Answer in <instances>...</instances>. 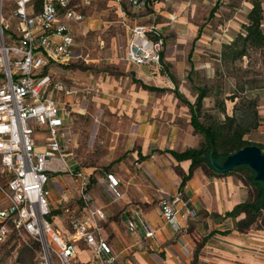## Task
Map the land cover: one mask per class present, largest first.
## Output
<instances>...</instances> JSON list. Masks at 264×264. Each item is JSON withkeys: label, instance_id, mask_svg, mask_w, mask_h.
Instances as JSON below:
<instances>
[{"label": "rangeland", "instance_id": "obj_1", "mask_svg": "<svg viewBox=\"0 0 264 264\" xmlns=\"http://www.w3.org/2000/svg\"><path fill=\"white\" fill-rule=\"evenodd\" d=\"M107 1L109 3L99 0L90 15L83 11L86 14L83 21L90 24V29L81 33L77 27L76 34L74 31L78 60L55 75L62 83L70 76L78 84L77 99L71 102L74 112L66 129L69 143L65 144V152L79 167L92 168L103 176L110 171L108 165L112 160L140 147L146 150L143 142L136 138L142 122L144 125L151 123L156 134L159 129L165 133L173 128L179 133L172 140L154 138L150 145L152 149L170 143L177 151L186 150L196 144L186 143L190 136L199 141L196 147L202 142L189 125L188 109L173 94L156 93L149 94L147 99L137 98L142 88L132 84L135 72L125 57L127 29L124 24L153 26L164 41L163 61H160V67L147 69L146 75L142 76L145 84L171 90L175 86L192 103L196 87L208 88L209 93L203 99L204 117L208 115L219 121L223 114L235 115L243 124L250 125L257 115L256 127L244 140L264 145V50H250L247 58L233 64L223 63L220 54L222 46L231 43L234 35L242 32L252 0H156L155 9L159 13L154 21L141 18L145 12L135 15L126 11L125 6L121 7L125 12L122 14L113 1ZM216 2L218 9L209 18ZM170 14L175 16L174 21L168 19ZM262 22L264 31V19ZM201 27L200 38L193 48L190 82L187 79L190 72L187 53ZM84 71H87V78L82 77ZM73 73L79 74V79L75 80ZM167 74L173 77L175 85ZM102 83L108 86L106 90ZM233 93L237 97L231 101ZM249 99L256 102L255 107L248 104ZM222 104L224 113L221 112ZM235 104H238L236 109ZM140 118L146 119L141 121ZM33 129V137L43 142L42 129L36 125ZM203 173L212 179L237 183L241 193L244 192L243 202L251 203L257 195L252 183L254 174L247 168L241 167L226 176L217 175L205 167ZM48 183L51 187L50 181ZM259 187L264 189L263 185ZM248 223L252 228L264 227V212L253 216ZM19 241L21 239L15 238L0 244V264H38L42 252L39 245L33 243L29 249L18 245Z\"/></svg>", "mask_w": 264, "mask_h": 264}, {"label": "built area", "instance_id": "obj_2", "mask_svg": "<svg viewBox=\"0 0 264 264\" xmlns=\"http://www.w3.org/2000/svg\"><path fill=\"white\" fill-rule=\"evenodd\" d=\"M111 1L121 5L123 0ZM89 4L90 0H0V244L18 238L20 246L39 245L38 264L76 263V242L90 248L91 264L117 263L102 236L99 220L105 215L93 205L89 177L83 169L70 167L65 112L55 99L59 94H74L56 79L53 69L78 60L69 24L81 22ZM129 5L143 10L149 0H129ZM124 26L126 60L136 66L160 67L164 41L160 36L150 38L157 33L155 27ZM34 125L43 131L41 143L33 137ZM51 175H68L75 184L77 201L71 203L65 192L60 195L70 229L67 239L48 220ZM104 179L111 197L119 199V181L110 173H104ZM174 203L160 201L162 217L172 226ZM137 225L143 226L144 238H153L138 211L127 221L130 230Z\"/></svg>", "mask_w": 264, "mask_h": 264}, {"label": "crops", "instance_id": "obj_3", "mask_svg": "<svg viewBox=\"0 0 264 264\" xmlns=\"http://www.w3.org/2000/svg\"><path fill=\"white\" fill-rule=\"evenodd\" d=\"M98 1L90 0L89 6L85 7L83 11L89 15L92 14V10H95L92 8L97 5ZM106 2L109 3V1ZM155 4H157L156 0H149V6L143 10L132 8L129 5V0H123L121 5H116L122 14L125 12L121 7L125 6L126 11L135 15L145 12L144 17L141 18L154 21L155 15L159 13V10L155 9ZM85 15L84 18H86ZM84 18L77 24H69L73 34L74 31L75 34L77 33V27L81 33L90 29V24H85ZM168 19L174 21L176 18L170 14ZM135 24L136 22H133V25ZM201 31L202 27L197 32L196 41L194 38L193 42L196 43L199 40ZM75 34L74 53L78 47ZM192 47L194 48L193 43ZM191 48L187 53V61ZM193 48L191 64L188 62L191 71L193 70ZM129 64L131 63L129 62ZM131 65L134 68L132 71L135 72V76L132 75V84L142 88L137 96L138 99H147L149 94L166 93L173 94L179 101L173 91L175 88L178 91L177 87L174 86V89L171 90L149 86L143 82L142 76L146 75L150 66ZM66 66L53 69L54 75ZM86 72H81L82 77L87 78ZM75 76V80L79 79V74H75ZM167 76L175 85L173 77L169 74ZM91 77L92 74H90ZM188 77L187 79L191 82ZM66 80L65 84L74 91V94L70 96L59 94L55 99L62 112H65L63 121L67 128L74 112L71 109L73 108L71 102L77 99L78 84L70 76L66 77ZM101 85L104 86V90L108 88L103 83ZM145 86L162 90L150 91ZM180 95L182 96V94ZM184 100L186 99L184 98ZM181 103L188 109L190 117L189 106ZM140 119L143 121L146 118ZM190 121L191 117L189 125L192 128ZM142 125V128L136 133V138L141 143L143 142L146 150L140 147L134 151H127L108 165L111 169L107 173L113 174L119 181L118 190L121 197L117 200L111 197L104 175L99 176L92 168L79 167L73 158L69 159L70 167L83 169L89 177L91 182L89 191L94 197L93 205L105 215L103 220H99L102 236L108 243L112 255H116V264H264V227L252 228L249 223H246L247 214L245 212H239L235 216H225L226 213L233 211L237 204L243 202L244 192L241 193L238 184L231 180L220 181L207 177L203 173V169H205L203 166L195 167L188 177L190 161L177 162L167 152L177 151L171 147L170 143L165 147H158V149L150 147L154 138L167 141L172 140L173 136L177 137L179 135L177 129L173 128L165 133L163 129H159L156 134L151 123L144 125L142 122ZM192 132H194L193 128ZM194 133L199 135L200 139L198 140L203 141L200 134ZM189 142L197 144L199 141L190 136L186 140V143ZM195 145L189 146L188 149L197 148L198 146ZM184 177H188V180L180 188ZM49 181L52 184L51 187L48 186ZM47 189L51 214L48 220L54 228L60 231L63 238L67 239L70 229L66 223L65 215L62 214L65 204L62 203L60 195L65 192L66 198H69L71 203L77 201L75 184L68 175H54L47 181ZM161 200H167L169 203L175 202L172 204V209L176 211L174 226L163 219L160 210ZM136 211L139 212L142 224L154 232L153 238H144L143 226L137 225L136 230H130L127 227V221ZM74 244L75 260L77 261L74 264H91L92 251L90 248L82 242Z\"/></svg>", "mask_w": 264, "mask_h": 264}, {"label": "trees", "instance_id": "obj_4", "mask_svg": "<svg viewBox=\"0 0 264 264\" xmlns=\"http://www.w3.org/2000/svg\"><path fill=\"white\" fill-rule=\"evenodd\" d=\"M217 3L209 13V18H212L217 11ZM264 19V0H252L251 9L248 11L246 16V24L242 25V32L236 33L233 37V40L229 44H224L222 46L221 61L223 63L233 64L237 61L247 58L250 50H264V31L262 30V24ZM157 36H160L158 33L151 34L150 38L155 39ZM197 38L194 40L196 41ZM193 42V46L194 43ZM193 48V47H192ZM191 48V51H192ZM191 51L189 52L188 62L191 64ZM162 61V52L160 53ZM189 75L192 73L191 69L189 70ZM190 79V77H188ZM150 91L162 90L159 88L147 87ZM175 96L179 101L185 103L189 106L191 121L190 124L194 132L200 134L203 138V141L198 145L197 148H189L183 152L177 151H167L177 162L190 161V176L192 170L197 166H203L208 168L211 172L215 173L210 166V163L207 161V157L212 153L213 161L218 165H221L223 161L230 155L235 154L240 149H243L250 145L258 146L262 152H264V145L248 143L244 140V137L250 133V130L256 127L257 115H255V122L250 125L243 124L242 121H239V118L235 115L227 116L223 114L222 120H215L210 118L202 111L203 109V99L207 97L209 89L206 87H197L196 88V98L195 102L192 104L186 102L184 98L179 94L177 89L174 90ZM237 94L233 93L230 97L231 101H234ZM248 104H252V107H255L256 102L254 100L248 101ZM238 107V104H235L234 109ZM221 112L224 113V104H222ZM205 119H208L205 121ZM242 168H247L246 166H238L231 170L229 173L236 172ZM253 172V171H252ZM217 174V173H216ZM254 174V172H253ZM219 175V174H217ZM188 177L182 178L183 181L180 185V188L188 180ZM252 183L256 188L257 195L254 201L242 202L237 204L235 209L231 212L225 214V216H235L239 212H245L247 214L246 223L253 217L259 215L262 211L264 212L263 201H264V189L259 186L263 184L255 181V177L252 179ZM264 186V185H263Z\"/></svg>", "mask_w": 264, "mask_h": 264}, {"label": "water", "instance_id": "obj_5", "mask_svg": "<svg viewBox=\"0 0 264 264\" xmlns=\"http://www.w3.org/2000/svg\"><path fill=\"white\" fill-rule=\"evenodd\" d=\"M208 163L217 174H227L238 166H246L254 172L255 181L264 185V152L258 146L250 145L228 156L221 165L213 161L212 153L207 157ZM264 207V201H263Z\"/></svg>", "mask_w": 264, "mask_h": 264}]
</instances>
